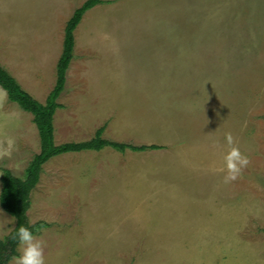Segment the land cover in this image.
<instances>
[{
  "label": "rangeland",
  "instance_id": "374dc122",
  "mask_svg": "<svg viewBox=\"0 0 264 264\" xmlns=\"http://www.w3.org/2000/svg\"><path fill=\"white\" fill-rule=\"evenodd\" d=\"M83 1L0 0V63L39 102ZM57 101L56 144L103 126L105 138L160 148L105 146L42 165L27 216L42 222L33 234L45 264H264V0L97 4L74 29ZM2 106L9 126V108L32 124L25 149L0 156V178L7 167L23 177L37 129L15 102ZM231 146L248 165L226 182ZM10 217L0 206V237Z\"/></svg>",
  "mask_w": 264,
  "mask_h": 264
},
{
  "label": "trees",
  "instance_id": "16d2710c",
  "mask_svg": "<svg viewBox=\"0 0 264 264\" xmlns=\"http://www.w3.org/2000/svg\"><path fill=\"white\" fill-rule=\"evenodd\" d=\"M109 0H84L75 7L64 26L62 49L56 62L55 82L48 92L44 102H39L27 92L17 79L0 63V86L5 90L9 101L15 102L20 108L32 115L39 135V151L33 155L25 168L23 177L15 176L7 168L2 169L0 187V206L15 216V224L3 237H0V264H8L17 255V244L13 238L16 228L23 224L33 233L42 224L37 221L29 223L27 210L30 206V192L39 180L42 165L51 157L83 150H100L109 146L117 151H143L160 148L158 144H134L108 139L102 136L103 126L98 127L92 137L81 141L54 142L53 116L60 106L57 101L65 88L66 72L73 58L74 29L84 13L93 6Z\"/></svg>",
  "mask_w": 264,
  "mask_h": 264
},
{
  "label": "clouds",
  "instance_id": "9594fccd",
  "mask_svg": "<svg viewBox=\"0 0 264 264\" xmlns=\"http://www.w3.org/2000/svg\"><path fill=\"white\" fill-rule=\"evenodd\" d=\"M228 145L233 144L230 133L225 134ZM14 142L9 139L5 146L0 147V156L11 155ZM225 181L234 180L241 170L248 165V157L238 147L231 146L224 154ZM15 216L10 217L11 223L15 224ZM17 244V255L13 257L14 264H45L43 255V241L36 238L33 232L25 225H19L13 237Z\"/></svg>",
  "mask_w": 264,
  "mask_h": 264
},
{
  "label": "crops",
  "instance_id": "0c3cea01",
  "mask_svg": "<svg viewBox=\"0 0 264 264\" xmlns=\"http://www.w3.org/2000/svg\"><path fill=\"white\" fill-rule=\"evenodd\" d=\"M57 62V61H56ZM71 62V61H70ZM70 64V63H69ZM13 75V74H12ZM14 76V75H13ZM17 81L20 83V81L18 80V78L16 76H14ZM55 82V80H54ZM54 84V83H53ZM21 85V83H20ZM22 86V85H21ZM53 86V85H52ZM24 88V87H23ZM0 136L2 134L6 135L3 136V139H12L14 142V149L13 150H24L25 149V145L24 142H27V137H28V124L32 126L31 122H28L25 118L22 116L21 112H19L18 110H14V109H10L8 110V112L12 113V115H14L15 119L10 123V126L8 125V122H6V119L3 117V103H7L9 102L8 98H7V94L5 92L4 89L1 88L0 86ZM25 90H28L26 88H24ZM29 91V90H28ZM27 91V92H28ZM64 91V90H63ZM62 91V92H63ZM30 92V91H29ZM47 96V95H46ZM46 98V97H45ZM45 100V99H44ZM31 120H32V116H31ZM30 121V120H29ZM33 122V121H32ZM37 129V128H36ZM2 133V134H1ZM38 133V131H37ZM8 134V135H7ZM5 137V138H4ZM39 138V135H38ZM24 146V147H23ZM39 151V149L37 150V152ZM13 153V152H12ZM31 160V158L28 160L26 166L28 165L29 161ZM25 166V168H26ZM24 168V171H25ZM10 171L11 168H8ZM1 181V180H0ZM15 257V256H14ZM13 258V257H12ZM12 258L10 260H12ZM9 260V261H10Z\"/></svg>",
  "mask_w": 264,
  "mask_h": 264
}]
</instances>
